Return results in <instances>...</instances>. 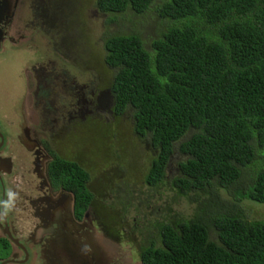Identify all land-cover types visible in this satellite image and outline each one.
<instances>
[{
  "label": "trees",
  "instance_id": "16d2710c",
  "mask_svg": "<svg viewBox=\"0 0 264 264\" xmlns=\"http://www.w3.org/2000/svg\"><path fill=\"white\" fill-rule=\"evenodd\" d=\"M97 7L110 23H132L128 33L106 34L105 62L116 114L131 111L135 135L155 153L147 185L170 183L199 206L193 217L169 213L148 224L142 264H264V220L249 219L242 205H264V0ZM136 18L151 24L150 43ZM53 172L71 181L80 204L91 201L89 171L58 159Z\"/></svg>",
  "mask_w": 264,
  "mask_h": 264
},
{
  "label": "flooded vegetation",
  "instance_id": "af4514ba",
  "mask_svg": "<svg viewBox=\"0 0 264 264\" xmlns=\"http://www.w3.org/2000/svg\"><path fill=\"white\" fill-rule=\"evenodd\" d=\"M60 2L0 0V62L28 54L18 60L16 78L0 72V92L6 91L0 94V264H121L106 256L103 207L91 179L92 199L80 204L71 181L53 172L58 159L90 172L83 154L94 152L93 144L72 139L89 130L77 127L124 116L116 114L111 85L55 67L53 13ZM71 124L75 131L65 140Z\"/></svg>",
  "mask_w": 264,
  "mask_h": 264
},
{
  "label": "rangeland",
  "instance_id": "374dc122",
  "mask_svg": "<svg viewBox=\"0 0 264 264\" xmlns=\"http://www.w3.org/2000/svg\"><path fill=\"white\" fill-rule=\"evenodd\" d=\"M62 1L58 9L60 11L53 13L55 67L59 73L65 71L80 74V78L85 80L92 77L107 87L114 78V71L105 62L104 37L107 33H128L132 30V23L121 18L118 22L110 23L111 15L98 9L97 0ZM139 19L136 18V26L140 29L142 27L143 37L150 43L152 37L156 36L149 30L151 24L143 21V18ZM38 36L42 38V34ZM19 55L11 54L5 58V63L0 62V72L4 69L9 73V78H16L17 69L21 67L18 60L28 54L21 52ZM1 88L5 87L0 83ZM5 92L1 90L0 94ZM133 127L131 111H128L120 118L110 116L109 121L103 119L79 125V133L80 129L85 132L89 130V133L81 137L72 136V139L80 143L81 139H87L93 144L96 153L87 154L85 151L83 156L88 158V166L91 168V188L96 190L99 204L104 209L99 217L103 223L99 227L100 238L104 239L106 256L119 260L121 264H142L139 252L151 233L149 223L156 219L164 220L169 213L193 217L199 207L189 199L194 194L179 196L168 182L156 187L147 185L145 178L155 153L135 135ZM72 131H75V127L68 125L65 140H68ZM180 159V155L172 159L170 175L177 171ZM242 205L249 219L264 220V205L249 201Z\"/></svg>",
  "mask_w": 264,
  "mask_h": 264
}]
</instances>
